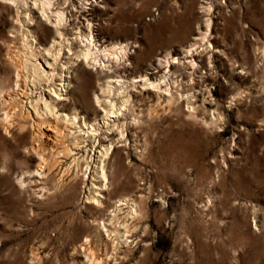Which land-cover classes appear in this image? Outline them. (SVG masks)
<instances>
[{"label": "rangeland", "instance_id": "1", "mask_svg": "<svg viewBox=\"0 0 264 264\" xmlns=\"http://www.w3.org/2000/svg\"><path fill=\"white\" fill-rule=\"evenodd\" d=\"M22 1L0 0V264H85L83 247L102 264H264V0H99L88 16ZM73 3L97 47L132 45L123 88L57 24ZM199 28L182 84L134 81Z\"/></svg>", "mask_w": 264, "mask_h": 264}, {"label": "bare ground", "instance_id": "2", "mask_svg": "<svg viewBox=\"0 0 264 264\" xmlns=\"http://www.w3.org/2000/svg\"><path fill=\"white\" fill-rule=\"evenodd\" d=\"M208 1L209 0H206L205 2L202 3L203 11H201V12H203L205 14H208V11L210 10V8H209L210 5H208V3H207ZM22 2L25 5H27L26 0H23ZM40 4H41L42 12L46 14L48 12V10L49 11L52 10V5L54 4V2H53V0H41ZM98 4H99V0H79V6L81 7V10H82L81 12L85 16H88L89 13H91V11L96 6H98ZM77 7L73 3L70 9L59 8V7H57V10L53 9V12H55V15L57 16V24L61 25L62 23L64 24V22H66V25H68V24L73 25L74 27H76L78 29V31H77L79 33L78 35H80L82 38H85V40L88 41L86 43V49L84 50L85 56L95 54V58H94L95 61H96V57H98V55H103V56H105V58H108V61L112 62L113 66H115V72H116V74H118L116 78H112V79H114V81H116V82H119V84H120L119 87L123 88L124 85L126 84L125 83L126 81L124 80L123 77L125 76L126 72L128 71V64L126 61L128 60V56L131 53V51H133V50H131L132 45L127 43V42L117 41V42H109L108 44H105V45L102 44L103 45L102 48L97 47L98 43L96 42L97 40L94 38V31L96 29H95L93 22L90 21V18L89 19L86 18L85 27H81V25H76V21L72 23V21H74V19L72 20V18H74V17H76L75 19L78 18L76 16V15H78V13L76 14L73 12V11H77ZM69 13H71V14H69ZM48 17H50V14ZM60 27L61 26L56 27V33L59 34L60 36L66 35V32L62 31ZM206 35L207 34L206 33L204 34L202 28L195 29L192 32L191 39L186 41L183 44L181 49L175 50L174 55H171V52L167 53L166 55L157 54L156 58H154V61L149 65V67H148L149 70L145 74H142L138 78H135L134 81H142L143 85L147 86L148 88L152 87L153 89H157V90L165 89V90L171 92L172 91L171 90L172 82L169 81L170 71L176 72V81H174V82L175 83L179 82V84H182V81L184 80V76L188 74L186 71H180V69H179L180 66L185 65L186 68L192 69L193 72H196V67H195L196 59L188 60V58L194 56L197 53L198 48L201 45H203V46L205 45L204 43L201 44V41L203 39H205ZM90 38H91V40H90ZM170 58L176 59V60L178 59L177 62H179V63L175 64L177 62L171 61ZM100 60H103V58H100ZM61 73L63 74V68L61 69ZM61 73H59L60 76H62ZM52 75H53L52 79L54 80V74H52ZM124 104L125 103L123 102L122 105H124ZM119 109L121 111V108H119ZM111 113L113 114V116H115L114 113H118V112H116L114 110ZM74 118H76V116ZM118 125L121 126V124H118ZM108 235L111 236L110 231L108 232ZM119 237H120V234H119ZM125 237H127V236H125ZM125 242H128V241H125ZM119 244L120 243L118 241L117 242L113 241L112 248H111L112 249V251H111L112 256H115L114 253L117 254L118 250L121 249ZM96 249H97L96 247H92V248L83 247L82 252L85 254V256L87 258V261L85 260L86 261L85 264H102L103 261L98 260ZM110 256H111V254H110Z\"/></svg>", "mask_w": 264, "mask_h": 264}]
</instances>
